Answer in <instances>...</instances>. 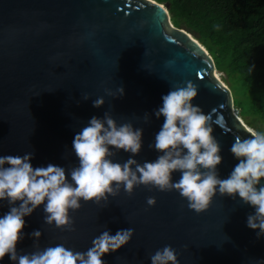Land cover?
Here are the masks:
<instances>
[{
  "label": "water",
  "instance_id": "1",
  "mask_svg": "<svg viewBox=\"0 0 264 264\" xmlns=\"http://www.w3.org/2000/svg\"><path fill=\"white\" fill-rule=\"evenodd\" d=\"M169 17L167 4L155 0H0V155L33 151L34 167L75 166V132L92 115L108 111L118 124L130 121L144 129L135 158L154 160L157 152L148 144L163 117L145 123L143 114H151L174 84L191 80L198 90L193 103L221 144L219 174L226 177L237 163L231 144L251 136L252 128L234 111L231 90L205 47ZM118 85L123 96L105 93ZM99 96L104 105L93 107ZM128 155L121 150L113 159L122 163ZM149 196L156 199L152 206L146 204ZM7 207L0 203V214ZM252 211L239 197L218 193L197 213L175 190L140 185L129 196L121 188L107 202L82 201L70 212L71 230L44 223L38 207L25 217L24 231L40 229L41 236L34 243L26 235L18 248L64 244L84 251L104 227L112 234L131 227L130 241L106 253L105 264H150L149 253L166 244L179 264H264V236L257 238L245 223ZM0 264L12 262L6 255Z\"/></svg>",
  "mask_w": 264,
  "mask_h": 264
},
{
  "label": "clouds",
  "instance_id": "2",
  "mask_svg": "<svg viewBox=\"0 0 264 264\" xmlns=\"http://www.w3.org/2000/svg\"><path fill=\"white\" fill-rule=\"evenodd\" d=\"M255 65L249 66L251 72ZM111 97L124 95V87L113 91ZM197 85L191 80L177 82L161 97V103L149 114H143L145 123L163 117L159 130L148 147L157 152L154 160L142 163L135 158L143 147L142 127L129 122L117 123L105 111L102 116L92 115L75 132L71 150L78 164L65 168L48 163L33 166V151L23 155H0V203L6 202L7 211L0 214V261L5 256L12 264H105L106 253L126 245L133 233L131 227L117 229L112 234L104 229L92 238L91 245L77 251L64 244H55L33 251L18 248L27 235L33 242L41 236L40 229L25 233V217L41 207L43 221L57 228L71 230L70 212L81 207L82 201H108L121 188L129 196L140 185L159 191H177L187 201V207L197 213L207 210L214 196L237 197L253 211L246 217V226L256 237L264 236V132L235 138L229 152L237 163L226 177L219 174L222 163L221 144L213 135L208 116L193 103ZM83 100L89 99L85 93ZM99 96L92 100L93 107L104 105ZM123 151L128 158L122 163L113 157ZM179 172V179H173ZM154 196L146 198L154 205ZM150 264H179L178 254L171 245H164L149 253ZM264 259V258H261Z\"/></svg>",
  "mask_w": 264,
  "mask_h": 264
},
{
  "label": "trees",
  "instance_id": "3",
  "mask_svg": "<svg viewBox=\"0 0 264 264\" xmlns=\"http://www.w3.org/2000/svg\"><path fill=\"white\" fill-rule=\"evenodd\" d=\"M155 1L167 4L171 23L205 47L238 115L264 132V0Z\"/></svg>",
  "mask_w": 264,
  "mask_h": 264
},
{
  "label": "rangeland",
  "instance_id": "4",
  "mask_svg": "<svg viewBox=\"0 0 264 264\" xmlns=\"http://www.w3.org/2000/svg\"><path fill=\"white\" fill-rule=\"evenodd\" d=\"M217 72V71H216ZM217 74H218V76L221 78V73H219V72H217ZM228 87H229V89H230V86H229V84H228V82L227 81H223ZM231 90V89H230ZM234 111L238 114V112H239V110L237 109V108H234ZM242 120H243V122H245L246 124H247V119L246 118H244V117H240ZM249 126V125H248ZM250 127V126H249ZM252 129H254L255 130V128H253V127H251Z\"/></svg>",
  "mask_w": 264,
  "mask_h": 264
},
{
  "label": "bare ground",
  "instance_id": "5",
  "mask_svg": "<svg viewBox=\"0 0 264 264\" xmlns=\"http://www.w3.org/2000/svg\"><path fill=\"white\" fill-rule=\"evenodd\" d=\"M170 18V17H169ZM217 73V72H216ZM218 75V74H217Z\"/></svg>",
  "mask_w": 264,
  "mask_h": 264
}]
</instances>
